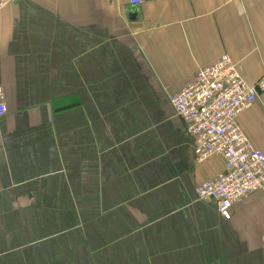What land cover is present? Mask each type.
<instances>
[{
  "label": "crops",
  "instance_id": "1",
  "mask_svg": "<svg viewBox=\"0 0 264 264\" xmlns=\"http://www.w3.org/2000/svg\"><path fill=\"white\" fill-rule=\"evenodd\" d=\"M228 54L264 73V0H20L0 12V264H264V192L196 189L170 98ZM239 123L264 152V92Z\"/></svg>",
  "mask_w": 264,
  "mask_h": 264
},
{
  "label": "built area",
  "instance_id": "2",
  "mask_svg": "<svg viewBox=\"0 0 264 264\" xmlns=\"http://www.w3.org/2000/svg\"><path fill=\"white\" fill-rule=\"evenodd\" d=\"M20 0H0V12ZM143 0H129L138 8ZM264 92V73L254 84L242 76L239 64L224 54L196 73L193 83L170 98L175 115L195 141L194 156L204 163L220 157L225 170L196 189L198 200H214L220 216L231 217L235 204L264 192V152L254 146L239 123ZM7 114L0 86V119Z\"/></svg>",
  "mask_w": 264,
  "mask_h": 264
},
{
  "label": "water",
  "instance_id": "3",
  "mask_svg": "<svg viewBox=\"0 0 264 264\" xmlns=\"http://www.w3.org/2000/svg\"><path fill=\"white\" fill-rule=\"evenodd\" d=\"M143 1H149V0H143Z\"/></svg>",
  "mask_w": 264,
  "mask_h": 264
}]
</instances>
